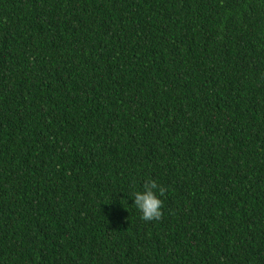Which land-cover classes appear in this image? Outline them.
<instances>
[{"label":"trees","instance_id":"trees-1","mask_svg":"<svg viewBox=\"0 0 264 264\" xmlns=\"http://www.w3.org/2000/svg\"><path fill=\"white\" fill-rule=\"evenodd\" d=\"M0 264H264V0H0Z\"/></svg>","mask_w":264,"mask_h":264},{"label":"clouds","instance_id":"clouds-1","mask_svg":"<svg viewBox=\"0 0 264 264\" xmlns=\"http://www.w3.org/2000/svg\"><path fill=\"white\" fill-rule=\"evenodd\" d=\"M164 189L152 179H146L142 190L134 193V204L145 221L160 220L162 217L163 201L159 198Z\"/></svg>","mask_w":264,"mask_h":264}]
</instances>
